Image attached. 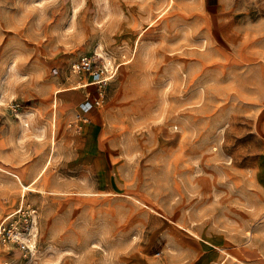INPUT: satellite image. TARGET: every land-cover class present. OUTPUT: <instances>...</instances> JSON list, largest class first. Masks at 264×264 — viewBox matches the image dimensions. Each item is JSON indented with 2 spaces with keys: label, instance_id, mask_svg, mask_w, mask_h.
I'll use <instances>...</instances> for the list:
<instances>
[{
  "label": "rangeland",
  "instance_id": "rangeland-1",
  "mask_svg": "<svg viewBox=\"0 0 264 264\" xmlns=\"http://www.w3.org/2000/svg\"><path fill=\"white\" fill-rule=\"evenodd\" d=\"M3 222L0 264H264V0H0Z\"/></svg>",
  "mask_w": 264,
  "mask_h": 264
},
{
  "label": "built area",
  "instance_id": "built-area-1",
  "mask_svg": "<svg viewBox=\"0 0 264 264\" xmlns=\"http://www.w3.org/2000/svg\"><path fill=\"white\" fill-rule=\"evenodd\" d=\"M118 67L112 63H102L98 58L93 56H83L78 60L74 61L71 65V73L73 75L79 76L80 78L87 79V83L84 87L96 86L98 90V96L86 100L80 105V113L78 114V120L82 123H88L89 118L88 113L93 108H97L101 105L104 99V89L108 82L116 75ZM55 75L58 73L54 70ZM4 223L1 225L0 234H2V229L5 230L6 227ZM28 231V232H24ZM24 233L18 231H10L8 233V239L19 246L21 250H29L35 242V235L28 228L23 230Z\"/></svg>",
  "mask_w": 264,
  "mask_h": 264
},
{
  "label": "bare ground",
  "instance_id": "bare-ground-1",
  "mask_svg": "<svg viewBox=\"0 0 264 264\" xmlns=\"http://www.w3.org/2000/svg\"><path fill=\"white\" fill-rule=\"evenodd\" d=\"M106 62L109 63L110 61H107V60H106ZM83 87H84V86L82 85V83H78V86H74V87H72L71 89H79V88H83ZM79 109H80V108H79ZM96 110H97V109H95V108L91 109V111L88 113V115L93 114ZM88 115H87V116H88Z\"/></svg>",
  "mask_w": 264,
  "mask_h": 264
},
{
  "label": "crops",
  "instance_id": "crops-1",
  "mask_svg": "<svg viewBox=\"0 0 264 264\" xmlns=\"http://www.w3.org/2000/svg\"><path fill=\"white\" fill-rule=\"evenodd\" d=\"M93 151H94V149H93Z\"/></svg>",
  "mask_w": 264,
  "mask_h": 264
}]
</instances>
